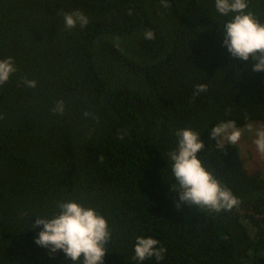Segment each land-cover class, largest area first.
Listing matches in <instances>:
<instances>
[{
	"label": "trees",
	"instance_id": "obj_1",
	"mask_svg": "<svg viewBox=\"0 0 264 264\" xmlns=\"http://www.w3.org/2000/svg\"><path fill=\"white\" fill-rule=\"evenodd\" d=\"M168 2L0 0V59L17 69L0 86V264H72L37 245L42 226L31 227L69 200L107 219L104 264H264V176L238 144L210 138L221 121L264 124V72L228 52L230 17L215 0ZM77 10L89 23L67 29ZM248 10L264 23V0ZM198 84L207 90L194 95ZM60 100L63 114L52 111ZM184 128L237 198L231 210L189 206L172 189L167 156ZM138 236L158 240L164 259L134 261Z\"/></svg>",
	"mask_w": 264,
	"mask_h": 264
},
{
	"label": "clouds",
	"instance_id": "obj_2",
	"mask_svg": "<svg viewBox=\"0 0 264 264\" xmlns=\"http://www.w3.org/2000/svg\"><path fill=\"white\" fill-rule=\"evenodd\" d=\"M164 8L170 7L168 0H161ZM218 13L230 19L223 26V44L232 57L243 61L252 60V71L264 72V23L249 11V0H215ZM131 11L129 15H131ZM89 23L88 17L77 10L64 15L67 29L81 28ZM147 40L155 39L151 30L144 33ZM17 71L11 57L0 59V86L10 79ZM23 83L29 88H35L37 82L25 78ZM207 90V85H196L194 95ZM64 101L56 103L52 111L63 114ZM90 113H85V116ZM3 119V117H0ZM253 134V144L256 150L264 155V129L247 125ZM178 146L168 154L172 173L179 189L182 203L189 206L197 205L210 211L231 210L238 204L237 198L230 189L221 185L220 181L208 171L198 153L204 148L200 134L189 128L178 129L175 132ZM210 138L216 141L217 148L224 149L226 145H235L241 141L242 130L234 120L221 121L212 128ZM179 206V205H178ZM59 211L52 217L37 216L33 228H40L35 243L48 248L55 253L62 250L66 259L72 264H104L106 245L111 240V231L107 219L94 208L85 207L74 200L59 201ZM43 217V218H40ZM159 241L151 237L138 236L134 246V261L155 257L156 261L164 259L163 247H157Z\"/></svg>",
	"mask_w": 264,
	"mask_h": 264
},
{
	"label": "rangeland",
	"instance_id": "obj_3",
	"mask_svg": "<svg viewBox=\"0 0 264 264\" xmlns=\"http://www.w3.org/2000/svg\"><path fill=\"white\" fill-rule=\"evenodd\" d=\"M255 128L264 129L263 123H251ZM242 138L238 143L242 160L250 172H259L264 176V155L260 154L253 144V134L248 131L247 125L240 127Z\"/></svg>",
	"mask_w": 264,
	"mask_h": 264
}]
</instances>
